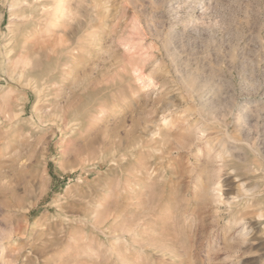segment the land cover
<instances>
[{
  "label": "rangeland",
  "instance_id": "1",
  "mask_svg": "<svg viewBox=\"0 0 264 264\" xmlns=\"http://www.w3.org/2000/svg\"><path fill=\"white\" fill-rule=\"evenodd\" d=\"M0 264H264V0H0Z\"/></svg>",
  "mask_w": 264,
  "mask_h": 264
},
{
  "label": "bare ground",
  "instance_id": "2",
  "mask_svg": "<svg viewBox=\"0 0 264 264\" xmlns=\"http://www.w3.org/2000/svg\"><path fill=\"white\" fill-rule=\"evenodd\" d=\"M217 191H220V189H217Z\"/></svg>",
  "mask_w": 264,
  "mask_h": 264
}]
</instances>
